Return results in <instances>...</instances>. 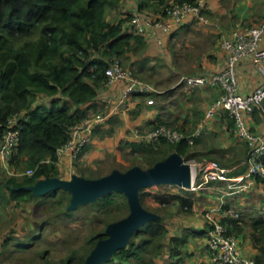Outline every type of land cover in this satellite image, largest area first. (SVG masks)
<instances>
[{"label":"trees","instance_id":"1","mask_svg":"<svg viewBox=\"0 0 264 264\" xmlns=\"http://www.w3.org/2000/svg\"><path fill=\"white\" fill-rule=\"evenodd\" d=\"M123 1L0 0V128L12 115L25 113L17 125L20 142L12 154L11 166L35 170L33 176L23 177V181L16 177L0 180V198L4 202L22 204L39 198L28 191H12L9 187L30 186L46 177H58L57 151L68 141L70 128L97 110L95 104L113 58L131 59L137 51L147 48V38L130 31L132 15L126 12V18L116 23L107 20L108 10L120 8ZM169 1L197 2L142 0L141 3L140 0L137 3L141 10L154 3L159 6L154 12L161 14ZM143 68L142 62L139 69L143 71ZM39 97L48 100L33 108ZM128 146L131 154L141 153L150 162L149 167L173 152L186 156V161L194 156L190 154L191 145L187 140L171 144L161 139L150 145L128 142ZM100 177L102 175L86 178ZM181 190L185 191L183 195L172 194V198L191 211L195 199L190 191ZM144 191L140 193L142 204L147 196ZM59 193L69 195L59 190L48 196L54 197ZM118 195L112 193L93 205L111 207L117 203ZM229 221L238 227V220ZM228 226L231 231L232 227ZM168 233L163 217L149 222L134 234L127 248L116 252L106 264H159ZM101 237L105 238L106 234ZM98 239L94 238L90 250L75 264H84ZM170 243L173 246L172 257L179 256V248L187 244V237L171 238ZM71 262L72 258L67 264ZM256 264H264V256L257 257Z\"/></svg>","mask_w":264,"mask_h":264},{"label":"crops","instance_id":"2","mask_svg":"<svg viewBox=\"0 0 264 264\" xmlns=\"http://www.w3.org/2000/svg\"><path fill=\"white\" fill-rule=\"evenodd\" d=\"M136 9L141 13L145 11H141L139 6ZM204 9L211 20V24L208 26H201L210 29L209 35L214 36V40L217 44L213 47L214 49L212 51L207 50L199 57L200 59L197 61L195 68L190 70L189 76H209L223 71L226 67V52L221 47L222 41L225 38L231 37L238 29L259 26L264 22V0H205ZM145 15L154 20L160 19V14L157 12L145 13ZM196 25L200 24L188 22L185 26L176 29L171 35L165 36L163 47H159L153 39L144 35L148 42V46L145 48L147 49V59L142 61L144 66L146 63L155 59L158 61L164 59L170 60L168 44H170L172 38L174 37L175 43L180 42L181 35L179 36L177 34L179 32L182 34L185 30H188L189 27H194ZM130 31L132 32V30ZM259 48L264 49V38L260 42ZM131 60L132 66L127 68L134 71L133 68L135 66L137 67L136 63H138L137 61L139 60H137L136 55H132ZM141 63H139L138 68H140ZM175 72L178 73L177 71ZM237 75L239 84L238 93L241 95L250 94L262 82V76L255 68L251 56L244 57L239 62ZM126 86L127 83L125 81H119L112 86L104 84L95 104L97 110L91 114L113 111L115 105L121 99ZM182 87L184 90L183 93L186 95V100L185 102H181L179 110L172 106L167 107V105H165L168 99L167 95H165L166 91H159V96L163 98L160 104L156 105L154 99V104L152 105H149L147 101L145 104H142L144 102L141 101L134 103L131 99L123 108L111 115L108 123L113 124L114 121L123 122L125 123V129H130L129 131L132 132V126L136 125L143 126L142 129L144 130L156 129L154 127L161 124L169 127V125H167V120H169L175 125V130H179L190 136L195 135L202 126L201 134L195 135L194 143L191 145L190 154H194V156L190 160H216L229 170L228 176L230 178H243L242 185L247 186L243 192L238 194H231V190L227 188L226 183H218L199 190V195L205 193L210 200L204 206V210L205 212L214 211L216 218L220 219L223 223L227 222V224L232 227L231 232L238 240L242 255L246 258L253 259L256 264V258L264 256V199L262 200L260 194L258 195H260L261 200L259 204H257V206H259V211H261L259 212L260 214L249 215L250 218L254 220H251L248 225L242 220V216L244 210L250 212L254 207L253 203L255 200L253 196H251L252 192L256 191L258 188L256 192H262L264 195V180H257L249 176L247 165L249 148L247 144L236 135L234 131V121L231 117L224 111L217 112L211 118L206 119L205 117L207 109L221 95L222 89L220 87L190 88L186 85ZM244 118L251 132L264 139V114L257 110L250 115H245ZM126 121L129 122L127 123ZM206 123L208 125H206ZM102 127L95 128L93 132L95 136L91 137L89 145L84 148L79 158L82 164L84 163L82 167L77 163L79 160L75 162L69 155H65L57 161V171L60 172V178L70 179L72 174L90 177L86 175V170L93 171L94 164L97 161L104 159L105 156L109 154L108 152H114H112L114 141L102 135V132L100 133V130L103 129ZM131 132L128 136L121 133L119 136H116V138L121 143L125 138L129 140L128 142L137 143L131 138ZM182 157L185 159L186 156ZM0 165L5 169L1 162ZM12 168L14 167L12 166ZM198 205L203 206L200 202L196 203V206ZM196 206L194 207L196 208ZM230 210L238 212L239 218H233L230 214ZM229 220H238V227L230 223ZM203 221L205 226H201V228L198 227V229L196 228L191 231L194 235L186 234L187 244L183 247L188 246L189 238H192L191 236H194L195 239L201 238L204 247L196 251L204 256L203 259L207 260L208 264H212L207 249L209 224L204 217ZM167 227L170 229L169 226ZM171 238L180 239L178 236L170 234L169 230L168 236L164 240L165 246H167V244L169 246L171 245ZM172 248L173 246L171 245V254L169 257L172 258V260L168 262V264H184V261L182 262L181 247L179 248L181 253L176 257H172ZM188 253L191 255L193 252ZM161 263L163 264V261H161ZM201 263L202 261H200V264ZM188 264L198 263H195L194 260H190Z\"/></svg>","mask_w":264,"mask_h":264},{"label":"rangeland","instance_id":"3","mask_svg":"<svg viewBox=\"0 0 264 264\" xmlns=\"http://www.w3.org/2000/svg\"><path fill=\"white\" fill-rule=\"evenodd\" d=\"M139 1L124 0L120 4V8L116 7L108 10L107 20L116 23L119 19L126 18V12L131 16L133 11L139 6L137 4ZM151 4L152 6L144 9L143 13H152L155 8L159 7H156L154 3ZM209 34L210 29L201 26V24L189 27L182 34L179 32L177 35H181L180 42L175 43L173 37L170 44H168L170 60L158 61L155 59L150 61L145 64L143 71L138 66L139 63L147 59V49L137 51L135 55L139 61L136 63L137 67L135 66L133 69L140 78L153 85L157 92L149 97L133 96L132 101L134 103L141 101L144 102L142 104H145L148 98H152L157 105L163 100L158 94L159 91H166L165 95H167L168 99L165 105L179 110L181 102L186 100L182 87L185 84L181 82V78L189 76L190 70L195 68L197 61L200 59L199 57L207 50L212 51L217 44L214 36ZM121 60L125 67L132 66L131 59L123 57ZM47 100L48 98L46 97H39L33 108H35L36 104ZM126 122L128 123L129 121ZM167 122L169 127L175 129V125L172 122L169 120ZM124 125L125 123L123 122L114 121L113 124L108 123L102 127L103 129L100 130V133L102 132V135L114 141L112 150L114 152H108L109 154L104 159L97 161L93 167L94 172L86 170L87 176H105L114 169L126 171L132 165L141 166L142 168L149 167L150 162L142 157L141 153L131 154V148L127 145L128 139H123L121 143L116 138L121 133L127 136L128 134L130 135V129H125ZM206 125L208 124L206 123ZM142 128L143 126L136 125L132 126L131 129L144 130ZM94 136L95 133L92 137ZM80 160L75 162L82 167L84 163L82 164ZM201 161L198 159L197 162ZM13 169L16 171L27 170L25 166L21 168L14 166ZM12 177L14 176L10 175L0 165V180ZM58 177H60V172H58ZM17 179L23 181V178ZM256 191L251 194L255 200L253 209L250 212L248 210L243 211L242 220L246 225L250 224L251 220H254L250 216L253 214L259 215V212H261L257 204L261 200L260 195L262 200L264 195L262 192L257 193ZM184 192L176 186L161 185L158 188L145 189L144 193L147 196H145L143 201L147 210L165 219L166 225L170 228V234L178 236L180 239L184 238L186 234L194 235L191 232L193 229L205 226L203 221L204 206L210 201L205 193L199 195L198 191H190L195 199L194 206H196L197 202L202 203L203 206L198 205L196 208L194 207L195 209L188 211L172 198V194L183 195ZM48 195H46L47 197H39L22 204L4 202L0 198V264H67L70 258L73 259L71 264H75L90 250L94 244V238H97L99 234H105L107 226L114 222L112 220H120L129 213L127 199L123 195L119 196L120 194L116 197L117 203L111 207L99 204L93 205L94 203H92L81 206L71 212L67 210L70 195L59 193L57 196L50 198ZM160 201H166V203H160ZM191 237L189 238L188 246L180 248L182 250V262L184 261V264H188L190 260H194L198 264H200V261H202L201 264H208L207 260L203 259L204 256L196 251L204 247L203 240L201 238L195 239L194 236ZM170 246L168 244L165 246L161 257L158 259L159 264H162L161 261H163V264H168L172 260L169 257L171 254ZM188 252L193 253L189 255Z\"/></svg>","mask_w":264,"mask_h":264},{"label":"built area","instance_id":"4","mask_svg":"<svg viewBox=\"0 0 264 264\" xmlns=\"http://www.w3.org/2000/svg\"><path fill=\"white\" fill-rule=\"evenodd\" d=\"M204 6L205 0H197L194 4L171 2L164 7L160 19L155 20L136 9L132 13V31L141 36H149L159 47H163L164 37L171 35L188 22L210 25L211 20L205 13ZM263 38L264 22L259 26L238 29L231 37L222 41L221 47L226 52V67L223 71L209 76H183L181 79V82L191 88L220 87L222 89L221 95L207 109L205 117L211 118L220 111L226 112L231 117L236 135L249 148L247 159L249 176L261 180H264V139L251 132L244 116L257 110L264 114V49L259 48ZM247 56L252 57L255 68L262 76V82L250 94L241 95L238 93L237 68L239 62ZM105 76L107 86L119 81L127 83L121 99L113 111L89 114L74 124L69 130L68 141L57 151L58 159L69 155L73 161L79 160L84 148L90 143L95 128L105 126L111 115L123 108L133 96L149 97L157 92L153 85L140 78L132 69L125 67L118 57L113 58ZM147 103L152 105L154 101L148 98ZM24 114L21 112L12 115L7 124L0 128V162L7 172L16 178L31 177L35 174L34 169L16 171L11 166L12 154L20 142V130L17 125ZM201 131L202 126L195 135L201 134ZM195 135L190 136L165 125L153 130L137 129L131 132V138L135 142L145 145L156 144L161 139H166L171 144L187 140L192 145ZM186 162L193 170L192 187L187 191H199L218 183H226L231 194L241 193L247 188L242 185L243 178H230L229 170L216 160ZM230 214L233 218H239V213L234 210H230ZM204 219L209 224L207 249L212 264H255L253 259L242 255L236 236L231 233L227 224L216 218L214 211L205 212Z\"/></svg>","mask_w":264,"mask_h":264},{"label":"water","instance_id":"5","mask_svg":"<svg viewBox=\"0 0 264 264\" xmlns=\"http://www.w3.org/2000/svg\"><path fill=\"white\" fill-rule=\"evenodd\" d=\"M193 170L185 159L173 152L166 159L149 168L134 166L126 171L114 169L100 178H86L72 174L70 179L46 177L34 185L9 187L10 190H25L34 197H44L51 192L66 191L70 195L69 212L81 206L96 203L112 193L123 195L128 202L129 213L126 217L110 223L105 231L106 237L98 235L95 247L87 256L84 264H106L114 254L129 246L134 234L152 221H159L161 216L147 210L140 193L154 186L170 185L191 189Z\"/></svg>","mask_w":264,"mask_h":264}]
</instances>
